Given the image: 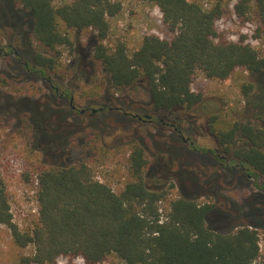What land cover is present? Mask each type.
<instances>
[{"label": "trees", "instance_id": "obj_1", "mask_svg": "<svg viewBox=\"0 0 264 264\" xmlns=\"http://www.w3.org/2000/svg\"><path fill=\"white\" fill-rule=\"evenodd\" d=\"M8 1L15 2L17 13L30 16V30H17L20 37L26 30L30 40L29 48L20 47L24 69L46 81L53 93L51 100L68 98L67 107L52 106L50 100L20 99L16 115L21 130L30 137L32 151L41 156L52 151L60 157L75 148L81 154L96 149L106 159L115 148H108L102 139L110 130V126L98 125L102 114L119 115L137 124L142 121L133 115L168 114L177 118L174 112L190 111L203 102L201 94L191 90L196 72L208 80L226 81L236 70H242L256 77L254 84L243 83L241 94L263 126L239 122L227 126L213 115L207 128L220 151L229 155L227 168L234 166L264 180V100L259 99V94H264V0H209L210 6L201 0H147L159 9L172 38L146 35L133 51L122 42L105 44L110 19L121 11L120 0ZM227 6L248 26L247 16L254 12L258 27L252 25L249 36L238 41L220 40L217 22ZM82 32L92 35L90 64L99 66L107 82L99 100L101 107L89 115L87 111L93 108H76L69 94L59 93L50 79L51 75L60 79L62 48L78 52L73 34ZM256 42L262 51L253 47ZM82 60L80 57L69 63L74 75L82 72ZM3 84L5 80L0 78V87ZM254 89L258 93L253 94ZM110 90L143 91L149 110L134 108L129 93L119 98ZM87 102L90 106L99 103ZM85 119L86 126L78 129L76 123ZM156 124L160 122L152 125ZM119 142L120 150L128 146L125 154L129 153L127 177L117 191L95 179L94 163L41 160L34 192L37 210L23 227L13 222L0 171V231H8L10 243L19 252L32 249L30 255L20 254L13 262H6L0 250V264H56L59 260L102 264L113 256L124 264H264L255 228L241 226L229 232L211 229L208 217L214 210L212 203L174 196L164 187L148 188L144 180L149 165L145 141L139 137L129 143ZM22 177L28 182L27 174Z\"/></svg>", "mask_w": 264, "mask_h": 264}, {"label": "rangeland", "instance_id": "obj_2", "mask_svg": "<svg viewBox=\"0 0 264 264\" xmlns=\"http://www.w3.org/2000/svg\"><path fill=\"white\" fill-rule=\"evenodd\" d=\"M62 1V0H57ZM7 2L9 7L6 9ZM120 13L110 19V32L105 44L113 46L117 42L125 43L129 51L137 49L142 38L146 35H155L165 40L172 38V33L162 22V16L157 7L147 0H120ZM205 6H210L211 1L201 0ZM15 2L0 0V13H17ZM3 9H6L5 11ZM18 16V18H17ZM250 26L242 24L236 19L230 6L225 8L221 19L217 22V33L220 40L238 41L241 36H249V30L258 27V20L254 12L249 14ZM18 29L27 27L30 30V16L17 13L13 17ZM12 20L7 18L0 21V42L3 43L7 35L17 34L11 26ZM252 27V28H253ZM20 44L22 47H30V40L26 36V30L22 31ZM76 39L75 46L78 52H71L68 48H62V70L60 77L51 75L50 79L61 92H67L76 108L97 109L100 108L99 100L107 82L98 65H91L92 35L88 32L73 34ZM18 45V44H17ZM18 46L19 48L21 47ZM255 49L262 51L263 47L258 43L253 44ZM83 57L81 71L75 75L68 69L69 63ZM0 78L5 84L0 87V171L3 182L9 195L10 210L13 222L19 227L29 222L30 214L37 210L34 200L36 190V171L41 160L46 163L68 164L84 161L94 163L95 179L109 184L117 191L127 177L125 151L128 146L119 148V143H129L134 138H141L146 143V154L149 162L144 175L148 188L170 189L171 194H181L185 197L210 202L214 205L213 212L208 217V225L211 229L229 232L241 226H250L258 232V245L261 258L264 257V180L262 178L248 177L244 171L234 167L220 166L214 153L222 156L229 155L220 151L214 137L207 128L209 118L218 115L220 120L229 126L234 122L249 123L255 126H263V121L255 117L254 110L248 105L241 94L243 83L254 84L256 77L242 70H236L233 76L226 81H214L204 78L200 72H196L191 84V90L201 94L203 102L192 110L179 114L155 115L175 125H180L181 135L193 142H183L173 130L160 124H137L134 120L109 114H102L99 121L101 127L110 126V130L102 136L108 148H115L103 159L101 151L96 153L86 151L80 153L78 148L68 152V155L56 157V153L41 156L32 151L30 137L19 126L17 106L20 99L31 97L41 103L51 102L52 106H68L66 100L61 97L52 99V92L47 88L46 81L38 76L29 74L22 65L16 63L13 57H0ZM110 92L114 97H122L126 92ZM258 93L253 90V94ZM133 99L134 108L140 111H148L147 95L143 91L129 93ZM260 101L264 100V94H259ZM93 100L99 103L90 106L87 101ZM129 101V100H128ZM110 105V104H109ZM132 106V107H133ZM107 111V110H106ZM87 111V115L90 114ZM150 115V113H147ZM91 119V118H89ZM87 120L76 123L78 129L86 126ZM85 128V127H84ZM104 137V138H103ZM152 140V141H150ZM152 142V144H151ZM100 145V144H99ZM119 148V149H118ZM204 149V150H200ZM206 149V150H205ZM105 155V154H104ZM22 174L28 175L25 182ZM172 185L174 187H172ZM0 250L6 262H13L20 254L30 255L31 247L19 252L11 243L9 233L5 228L0 231ZM56 264H84L81 260H59ZM102 264H124L115 256L110 257Z\"/></svg>", "mask_w": 264, "mask_h": 264}, {"label": "flooded vegetation", "instance_id": "obj_3", "mask_svg": "<svg viewBox=\"0 0 264 264\" xmlns=\"http://www.w3.org/2000/svg\"><path fill=\"white\" fill-rule=\"evenodd\" d=\"M5 5H7V7H6V9H7L9 7L8 3L5 2L4 6ZM6 9H3V10L5 11ZM8 12H1L0 13V21L4 20L6 18H7V21L11 19L12 20L11 26H12L13 30H16L17 34H13L12 36L10 34H8L7 38L5 39V41H3V43L0 42V57L1 56L13 57L14 60H16V63H18L19 65H22L23 68H24L25 64L19 59L21 57V49L18 46L21 45L20 44L21 38H20V35H19L20 33L17 31L18 28L16 26V23H18V22H15L14 19H13V17H15V15L17 13H10L9 15H7ZM17 18H18V16H17ZM56 91H57V89H56ZM91 112H92V109H91ZM145 116H149V118H145ZM133 117L136 118L138 121H142V123H146L147 122V124H150V125L154 124L156 122H160V124L162 126L168 127L170 129H172L174 132H176L181 140L184 138L181 135V132H182L181 129L177 125H175L174 123H165L161 119H158L153 114L144 115L143 117H141L139 115H133ZM182 141L185 142V143H189V145L191 147H193V142H191L189 140V138H184V140H182ZM213 155L217 159V161H219V165L220 166H227L228 165L229 157L218 155L217 153L216 154L214 153ZM247 176L250 177L249 175H247Z\"/></svg>", "mask_w": 264, "mask_h": 264}, {"label": "water", "instance_id": "obj_4", "mask_svg": "<svg viewBox=\"0 0 264 264\" xmlns=\"http://www.w3.org/2000/svg\"><path fill=\"white\" fill-rule=\"evenodd\" d=\"M95 111H96L95 109H92V112H95ZM145 118H149V116H145ZM182 140H184V138Z\"/></svg>", "mask_w": 264, "mask_h": 264}, {"label": "built area", "instance_id": "obj_5", "mask_svg": "<svg viewBox=\"0 0 264 264\" xmlns=\"http://www.w3.org/2000/svg\"><path fill=\"white\" fill-rule=\"evenodd\" d=\"M256 44H257V42H256ZM35 213H36V211H35Z\"/></svg>", "mask_w": 264, "mask_h": 264}]
</instances>
